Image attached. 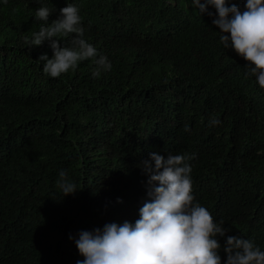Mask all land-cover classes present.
Wrapping results in <instances>:
<instances>
[{
    "label": "trees",
    "instance_id": "trees-1",
    "mask_svg": "<svg viewBox=\"0 0 264 264\" xmlns=\"http://www.w3.org/2000/svg\"><path fill=\"white\" fill-rule=\"evenodd\" d=\"M67 4L97 56L52 78L39 61L49 42L27 41ZM207 12L192 0H0V264H77L79 232L134 224L152 152L195 154L194 203L228 229L221 264L227 236L264 251V89ZM100 56L112 68L94 77ZM61 170L74 194L58 187Z\"/></svg>",
    "mask_w": 264,
    "mask_h": 264
},
{
    "label": "clouds",
    "instance_id": "clouds-1",
    "mask_svg": "<svg viewBox=\"0 0 264 264\" xmlns=\"http://www.w3.org/2000/svg\"><path fill=\"white\" fill-rule=\"evenodd\" d=\"M192 5L201 13L207 12L209 5L215 8L212 23L220 30L219 42L249 62L247 75L256 77L264 89V0H246L243 10L235 4L227 6L226 0H192ZM53 11L43 5L36 11V18L48 21ZM207 14L213 16L211 12ZM84 31L79 8L67 4L56 19L41 26L27 42L30 47L49 42L52 58L41 55L39 61L44 62L45 74L58 78L75 70L78 62L97 56L96 48L83 39ZM69 34L75 35L68 46L61 47L59 37ZM95 62L98 67L94 77L112 68L107 56H100ZM220 123L216 117L210 120L212 126ZM184 129L190 130L187 124ZM192 159L195 154L152 152L142 160L139 164L148 188L139 219L134 224L109 223L102 230L79 232L75 244L84 259L77 264H221L218 237H225L228 229L222 221L216 222L206 207L194 203L192 168L188 163ZM56 183L63 196L77 191L63 170ZM69 239L73 237L70 235ZM223 251L225 264H264V251L249 239L227 236Z\"/></svg>",
    "mask_w": 264,
    "mask_h": 264
}]
</instances>
